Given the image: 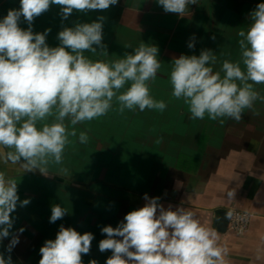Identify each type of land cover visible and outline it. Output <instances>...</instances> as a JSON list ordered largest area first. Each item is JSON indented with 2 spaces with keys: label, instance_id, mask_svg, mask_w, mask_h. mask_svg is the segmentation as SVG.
Wrapping results in <instances>:
<instances>
[{
  "label": "clouds",
  "instance_id": "1",
  "mask_svg": "<svg viewBox=\"0 0 264 264\" xmlns=\"http://www.w3.org/2000/svg\"><path fill=\"white\" fill-rule=\"evenodd\" d=\"M118 0H19L0 19V157L24 171L46 173L50 163L62 164L69 137L77 136L72 126L106 115L113 103L119 111L163 112L167 104L156 100L150 85L161 69L158 47L140 42L131 53L116 60H93L86 52L107 55L100 16L90 23L64 27L50 47L46 37L51 29L34 32L35 18L52 5L60 6L62 20L76 12L107 10ZM165 12L185 15L186 6L197 0H157ZM21 18L27 29L21 28ZM239 59L222 61L214 71L217 56L205 49L197 55H180L171 62V96L183 100L192 119L228 118L241 122L245 110L254 112L264 95L255 85H264V2L250 13L246 30L238 32ZM194 48V42H189ZM66 121L68 123H66ZM79 143L89 140L80 132ZM159 142V141H157ZM6 150V151H4ZM67 172V169H61ZM234 191L227 192L233 199ZM143 207L128 212L116 227L104 226L106 238L99 251H111L105 264H225L226 249L220 246L218 231L201 223L185 207L167 208L159 197L144 195ZM20 201L17 181L0 171V239L11 236L9 251L18 243L13 235L12 213ZM67 210L54 205L50 223L62 219ZM228 210L227 217L232 218ZM24 229H20L23 232ZM119 237L120 239H117ZM94 236L60 226L55 239L40 248L39 264H83ZM0 255V264H10ZM89 264H97L91 260Z\"/></svg>",
  "mask_w": 264,
  "mask_h": 264
},
{
  "label": "rangeland",
  "instance_id": "2",
  "mask_svg": "<svg viewBox=\"0 0 264 264\" xmlns=\"http://www.w3.org/2000/svg\"><path fill=\"white\" fill-rule=\"evenodd\" d=\"M64 27L66 26L62 23L46 24V29H51L46 37V43L50 47L59 45L58 33ZM207 28L213 30L209 29L205 33L189 31L182 38L179 35L167 37L164 42L158 41L157 45L142 41L158 47L161 69L150 88L156 100L166 102L167 107L163 112L126 109L121 113L118 103L114 102L113 108L104 116L75 126L69 124L70 130L73 127L76 129L77 136L69 137L70 142L65 148L62 164L50 163L45 174L39 169L24 171L19 165L5 162L0 157V166L9 165L8 169L13 174L11 177L17 179L20 201L30 199L27 206L18 204L11 214L14 219L11 232L18 237V243L11 249L24 264H39L40 248L46 240L55 239L61 225L74 228L81 234H93L89 254L82 255L83 264H89L91 260L97 261V264H105L112 253L108 250L103 253L99 251V242L106 238L101 235V229L105 225L117 226L123 221L132 192L146 191V185L136 181L138 174L146 172L151 162L170 156L165 152L168 145L194 146L212 139L223 140V136L210 132L224 131L230 128V124H238L228 118L214 121L207 115L203 120H194L183 100H176L171 96L169 75L174 58L180 55L198 56L202 50L210 49L215 52L218 61L214 71L219 70L222 61L227 59L224 57L225 50L233 42H228L226 29L217 25ZM140 42L103 38L107 55L99 49L96 53L86 52L85 55L93 60H116L126 52L131 53ZM189 42H194V48L188 47ZM255 88L264 95V85H255ZM242 122L246 123L245 128L251 133L262 130L264 137V102L257 101L254 112L245 110L239 123ZM82 131L89 137L86 144H81L78 140ZM61 169H67V172ZM54 205L64 207L67 212L62 219L50 223L51 208ZM109 209H116L117 213L113 214L115 217L118 215L117 221L111 217L106 218L109 213L105 210ZM85 224L88 225L87 229ZM20 229H24L23 232ZM4 239L9 245L11 236Z\"/></svg>",
  "mask_w": 264,
  "mask_h": 264
},
{
  "label": "crops",
  "instance_id": "3",
  "mask_svg": "<svg viewBox=\"0 0 264 264\" xmlns=\"http://www.w3.org/2000/svg\"><path fill=\"white\" fill-rule=\"evenodd\" d=\"M262 2L264 0H197L195 4H188L185 15L180 16L165 12L157 0H118L107 10L73 11L67 20H62L60 6L52 5L47 12L35 18L32 28L34 32L41 33L46 30L47 23L73 27L76 23H90L103 16L104 39L146 41L157 45L167 37L179 35L182 38L189 31L205 33L213 30L208 26L217 25L226 29L228 42H233L225 50L224 57L236 61L239 59L238 32L247 29L250 13ZM19 6V0H0V19L9 9H18ZM20 27H28L23 18ZM230 125L232 127L224 131L210 132L223 136V140L214 136L218 140L194 146L168 145L165 152L170 156L151 162V167L145 170L147 173L142 171L138 174L136 181H141L143 186L145 184L146 191L130 194V205L123 216L143 207L145 194L149 198L159 197L165 208L169 205L185 207L193 211L202 224L218 231L220 246L226 249L225 264H264L263 132L247 131L244 122ZM8 166H0V171L11 177L13 174ZM228 191H234L233 199L227 198ZM221 209L249 212L250 225L244 235H236L228 229L220 232L216 228L218 210ZM105 212L109 213L106 218L117 221L118 215L115 217L113 214L117 213L116 209ZM84 226L87 229L88 225ZM101 235L106 237V234Z\"/></svg>",
  "mask_w": 264,
  "mask_h": 264
},
{
  "label": "built area",
  "instance_id": "4",
  "mask_svg": "<svg viewBox=\"0 0 264 264\" xmlns=\"http://www.w3.org/2000/svg\"><path fill=\"white\" fill-rule=\"evenodd\" d=\"M233 215L228 221V230L236 235H244L249 228L251 216L241 209L231 210Z\"/></svg>",
  "mask_w": 264,
  "mask_h": 264
},
{
  "label": "water",
  "instance_id": "5",
  "mask_svg": "<svg viewBox=\"0 0 264 264\" xmlns=\"http://www.w3.org/2000/svg\"><path fill=\"white\" fill-rule=\"evenodd\" d=\"M227 212L228 210H218V214H219V221L216 225V228L220 231V232H227V229H228V221H229V218L227 217ZM0 245L3 247V250L6 252V254L11 257V260H19V258L14 254V252L12 251H9V245L8 243L6 242V240L3 238V239H0ZM0 255L1 254V250H0ZM5 259V258H4Z\"/></svg>",
  "mask_w": 264,
  "mask_h": 264
},
{
  "label": "flooded vegetation",
  "instance_id": "6",
  "mask_svg": "<svg viewBox=\"0 0 264 264\" xmlns=\"http://www.w3.org/2000/svg\"><path fill=\"white\" fill-rule=\"evenodd\" d=\"M0 250H1V254L2 256L5 258V261H8L9 256L6 254V252L3 250V247L0 245ZM10 264H24V262H22V260H11Z\"/></svg>",
  "mask_w": 264,
  "mask_h": 264
}]
</instances>
